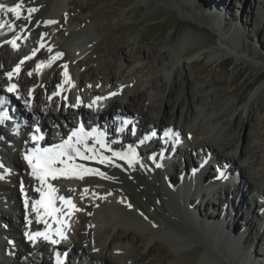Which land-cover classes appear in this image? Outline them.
Masks as SVG:
<instances>
[{"label":"bare ground","instance_id":"6f19581e","mask_svg":"<svg viewBox=\"0 0 264 264\" xmlns=\"http://www.w3.org/2000/svg\"><path fill=\"white\" fill-rule=\"evenodd\" d=\"M26 3L40 6V12L37 11L38 14L34 16L30 14V19H25L18 23L15 29L5 27L3 30H0V86H7L8 78L5 73L10 69L11 64L21 59L25 54H28V61L20 65L23 71L15 75L21 85L19 102L23 103L22 107L27 112V116L35 118L34 120L40 119L45 122H42L44 127H48V123L50 125L55 123V121L56 124L59 123L60 117H63L62 119H70L71 115H83L84 104L82 101L84 100L89 105V99H95L94 105L90 106V112L97 119L102 118L99 123H104V120L109 117H113L115 120L120 118L122 121V117L129 114L137 122L139 121V130L141 131L149 127L150 130L153 128L160 129L159 133L167 130V134H169L170 131L175 130L184 134L185 137L187 135L189 137L186 138L187 147L179 146L175 150L176 154L181 158L177 162L178 171L188 148L196 152L198 155L195 153V156L200 158L204 157V154H201L200 151L207 149L210 150L211 154L213 152L217 157H222L221 162L224 161L225 164H229L230 168H236L240 174V178L243 179L242 174L243 171L246 172V165L238 164V162L245 154L244 147L240 146L237 148L238 146L235 145V151L232 154H222L219 147L220 144L216 140V135L213 134L215 128L208 122L212 121L215 126L217 117H210L211 120L206 121L207 113H205L206 115H202V110L198 108L192 98L188 101L185 110H182L183 105L179 104L174 110L170 107L162 111L159 116L155 115L152 117L148 109L153 107V105L149 107L148 103L154 98L155 95L152 89L156 85V81L160 80L161 77L157 78V76L150 74L149 76L138 77L130 84L129 80L127 82L124 81V78H127L128 74H132L133 72L127 66L125 68L115 67L109 74V88L97 84L93 85V82L87 85L88 83L86 84L85 78L87 76L95 77L94 68L91 67L81 72L78 66L79 64L86 63L84 59L92 44L95 43V33H92L88 28H80L71 22L66 27V35L61 34V30L58 29V17L60 14L68 11L67 0H23V6H26ZM204 3L212 7V9L225 11L223 0H204ZM232 15L230 12L223 13V16L226 17ZM12 16L11 13L8 15L0 13V20L9 22L12 20ZM47 21H55V23H46ZM186 24L189 27L195 28L192 24ZM200 30L204 31L203 29ZM24 36L26 37L24 45H22L21 38ZM13 40L17 45L15 48L8 42ZM207 41L204 40L203 43L205 44ZM227 42L229 43V40L225 42L226 45ZM203 43L193 46L188 50H183V54L189 53V51H201ZM228 46L230 45L228 44ZM231 46L230 48L233 49ZM58 53L62 55L57 56ZM19 54L22 55L19 57ZM224 54L230 53L228 50H225ZM181 57L182 55H177L175 60L181 61ZM39 60L50 61L46 71L41 75H37L33 71V64ZM192 60L191 56V58L187 59V62ZM236 60H242V57L238 56ZM158 61L161 63L162 57H159ZM256 66H259V64H256ZM163 67L166 70L169 69L165 65ZM144 68H146V65H144ZM57 86L60 87V96L55 94ZM35 92L39 93V97L30 106V97ZM43 92L46 97L43 96ZM112 93H115V95H111ZM170 95L171 88L167 92V98ZM88 96L89 99L87 98ZM97 97L102 99L97 100ZM167 98L165 99L166 105H168L169 101ZM5 99L6 101H10L8 97ZM41 99H44L46 102L40 101ZM69 106H76V110L65 108ZM145 106L148 107L146 110H143ZM252 116L255 115L253 114ZM126 134L121 124L119 132L116 135L122 139L126 137ZM235 136L232 137V140L221 144L228 147L231 142L233 144L238 140V137L236 138ZM144 142H147L146 136L142 137L141 142H137V138H135L129 146V155L133 151V147H137V145L139 146ZM118 144L119 146H115L111 152H105L101 143H96L89 139L86 142H79L76 148H79L82 155H77L75 151H72L68 154L72 159L69 160L67 156L66 158H62L66 161L65 164L57 161L55 165L58 170L63 169L67 175H61L58 171L56 173L57 178L53 179L51 176H48L44 183L32 174V168L27 160L25 158L22 159V157L20 159L16 157V162L19 164L16 171H2L0 169V195H8V198L4 196L3 199L9 205V209H0V223L7 225V227L2 228L0 226V235L4 234L6 240L15 239V244H20L22 247V253L20 254L15 249L16 245L11 246L10 255L12 256L13 253L12 258L0 254L3 259L2 261L0 260V263L38 264L44 263L47 260V251L55 250L57 244L45 241L42 236L35 237V241L33 242L29 239V235L37 232L44 233L59 227L53 217L45 216L44 209L39 208L35 203L41 199L47 202L51 198L55 206L57 196L70 197L76 206V209L72 210L71 214H69L67 205L63 206L64 212L56 214L59 215L60 219L66 221L63 228L66 239H61L60 241L66 245H71V249L68 248V255L76 251L88 264H130L129 255L126 253V249H128L126 244L131 238L136 236V231H139L138 227L140 226L149 230L150 224H153L156 226V229L151 227L152 231L142 233L145 235L143 241L136 237V243L147 245L153 235H161L170 240V243H174L176 247L192 241V237L202 239L200 231L189 225V221L190 223L200 225L202 228L204 227V229H209L212 236L217 235L220 238H223V234L237 228V219L240 216L239 211L247 204L245 194L248 196L249 191L247 193V190L249 188L242 190L240 186H235L234 189L230 190L229 186L231 182L224 185L217 182V188L223 189L227 187L228 192L225 193L223 190H220L218 193H213L214 191L212 192V190L208 191L210 187H213L212 185L204 190L201 199L196 202L195 198L197 196L191 197L192 193H189L192 183L189 181L191 177L187 174L188 170L184 171L183 183L178 189L182 191L177 190L173 192L175 188L172 185L175 173L170 172L168 180H165L163 175L160 177L157 174L156 169L151 170L150 167L154 163L145 164L147 167L145 170L141 168V164L135 162V160H129L125 155H122L125 157L122 159L121 152L124 148L122 142ZM237 149H239L238 153ZM113 153H119L120 155H113ZM85 156L91 158L85 159ZM101 159H105V162L101 163ZM23 161L26 163L28 169L23 167ZM130 162L136 165L134 169L128 168ZM232 163L235 166L237 165V167H233ZM76 165H79L80 169H76ZM208 165L209 162H205L204 167L198 170V174L204 172ZM220 168H222L221 165ZM82 169H93L94 171L84 174L83 178H79V176L73 174V171L80 172ZM216 172H214V175ZM99 173H103L104 175L102 176ZM151 173L153 175H150ZM220 175L221 173L218 171L217 176ZM243 175L246 179L245 174ZM124 176L127 179L126 182L122 179ZM206 180L207 178L201 181V188H203V183ZM232 180L230 179V181ZM246 182L258 195L264 196L263 183L256 186L250 179H246ZM240 183L242 182L239 181V185ZM49 185L56 191L50 194ZM37 189L42 190L43 196L41 191H37ZM184 193L190 194V196L182 198ZM181 198L184 216L179 205H177L180 203L179 200ZM210 198H215L217 205L220 206L218 211H223L225 203L228 204L226 217L224 216V225L221 224L223 223V219L222 217L219 218L217 209L215 213H211L205 209L207 202H203V200H207L209 205H213ZM218 199L220 201H217ZM191 204L193 205L192 209L189 208ZM33 205L34 208H32ZM223 205L224 207L222 208ZM38 208L39 216L37 214ZM16 209L20 211V217H18L15 223H12V214L9 211H15ZM211 218V225L209 227L201 224L202 219L207 220ZM230 219L232 221L231 225L227 224ZM179 220H185L186 223H182V225L184 224L185 228L187 226V228L192 230L188 236L183 232L181 224H178L181 228L176 225ZM125 223H129L128 226ZM219 228L223 229V233ZM21 232L22 236L20 237ZM52 238L59 239L54 234H52ZM3 245L5 246V241L4 239L2 241L0 239V246ZM145 255L146 253L133 254L130 257L137 260ZM207 255V253H202L198 264H210ZM146 263L148 264V262Z\"/></svg>","mask_w":264,"mask_h":264},{"label":"rangeland","instance_id":"374dc122","mask_svg":"<svg viewBox=\"0 0 264 264\" xmlns=\"http://www.w3.org/2000/svg\"><path fill=\"white\" fill-rule=\"evenodd\" d=\"M67 1L68 11L58 17L61 34L66 35V27L72 22L80 28H88L96 35L95 43L84 59L86 63L78 66L81 72L94 68L95 77L85 78L87 85L92 82L93 85H109V74L115 67L127 66L133 70L132 74L124 78L130 84L138 77L150 74L161 77L152 89L155 96L148 103L149 107L153 105L148 109L152 117L159 116L170 107L174 110L179 104L185 110L192 98L202 110V115L207 113L206 121L217 117L215 126L212 121L208 122L215 128L212 133L216 135L222 154H232L235 145L237 148L244 147L245 154L238 162L246 165V172L243 171V174L256 186L264 184V0H223L225 11L212 9L208 4L205 5L204 0ZM29 8L40 12L38 5L30 4ZM37 11L31 13L32 16L37 15ZM224 12L233 15L226 17L223 16ZM25 14L28 16L27 10ZM204 40H208L207 43L204 44ZM227 40L229 43L226 45ZM202 43L204 45L201 51L183 54V50ZM225 50L230 54H224ZM177 55H182L181 61L175 60ZM191 56L193 60L187 62ZM238 56L242 60L237 61ZM159 57H162L161 63L158 61ZM163 65L169 69H164ZM170 88L171 95L167 98ZM166 98L169 100L168 105ZM62 99L65 100L63 97ZM59 124L64 128L63 122ZM233 136L238 137L235 143L231 142L228 147L221 144L232 140ZM182 146L187 147L186 139H182ZM238 151L239 149L237 153ZM200 152L207 155L210 150L203 149ZM17 155L21 158L19 152ZM187 158L190 166L198 161L193 152L189 155L187 153ZM211 159L212 167L207 168L210 173L220 165L218 162L222 157H217L212 152ZM232 166L237 167L233 163ZM178 172L173 171L175 181ZM157 174L164 177L165 171ZM243 174V179L240 178L242 183L238 186L242 190L249 188V194H245L247 204L239 211L236 229L224 232V237L220 238L212 236L209 229L187 221L200 231L202 239L192 237V241L176 247L161 235H153L147 245L136 243V237L143 241L145 235L142 233L156 229L153 224H150L152 228H148L149 230L140 226L136 236L126 244L130 264H198L202 253L208 254L210 264H264V196L258 195L248 186ZM122 179L125 182L127 180L125 176ZM199 196L200 193L191 195L196 197V202L199 201ZM203 202L209 205L207 200ZM212 204L209 205L211 208L206 206L205 209L215 213L220 206L215 198L212 199ZM177 205L184 216L182 205ZM227 206L225 203L223 211L217 212L219 218L223 219L222 225L228 211ZM11 214V221L15 223L16 211H11ZM211 220L212 218L202 219L201 224L209 227ZM179 221L176 225L181 224L183 232L188 236L192 230L182 225L186 223L185 220H181V223ZM231 222L230 219L227 224L231 225ZM125 224L128 226L129 223ZM0 226L4 227L2 223ZM219 230L223 233V229ZM16 247L21 250V246ZM144 253L146 255L137 260L130 257ZM0 260H3L1 256Z\"/></svg>","mask_w":264,"mask_h":264},{"label":"snow or ice","instance_id":"6c2138e0","mask_svg":"<svg viewBox=\"0 0 264 264\" xmlns=\"http://www.w3.org/2000/svg\"><path fill=\"white\" fill-rule=\"evenodd\" d=\"M35 11H37V9L28 8L27 13L29 15L25 16L23 18L24 19H30V14L35 12ZM0 13H3L4 15H8L9 13H11L14 16L15 20L21 19L23 16V0H18V2L12 6H9L5 3H0ZM46 23H55V21H47ZM5 26H8L10 29H14L16 27V25L13 22H6L3 20H0V29H2ZM8 42L11 43L14 48L17 46L14 40L8 41ZM59 55H62V54L58 53L57 56H59ZM25 59H29V57H25ZM41 63H43V62H41ZM38 67H39V65H38ZM16 70L17 71L19 70V65H17ZM29 74H31V73H29ZM7 75L9 76V78H11L13 73L9 72V73H7ZM15 88H16V85H11V86H9L8 91L12 92L15 90ZM111 95H115V93H112ZM96 99L99 100L102 98L97 97ZM80 132L82 133L83 129H81ZM85 135H91V133H87ZM73 137H78V133L74 131L72 133V135L69 137L68 141H65L64 144H62V145L54 146L53 148H46L43 150L33 149L34 155L25 157V159L28 160L30 167L32 168V174L34 176H36V178L39 179L42 183L46 182V179L48 176H51L53 179L57 178L56 173L58 171L60 172L61 175H67V173L63 169L58 170L55 167L57 161L61 164L66 163V161L64 159H62V157H64L66 155V151H65L66 146L68 148L74 149V151L76 152L77 155H82V153H80L79 148H76L75 145L70 144V141H72ZM33 139H36V137H33ZM77 142H80L79 138H78ZM97 142L101 143V145L103 146L102 141L98 140ZM113 155H120V154L119 153H113ZM84 158L89 159L91 157L85 156ZM121 158L123 159L125 157L121 156ZM68 159L70 160V159H72V157L68 156ZM105 159H107V158H105ZM105 159H101L100 162L104 163ZM75 168L80 169V166L76 165ZM93 171H94L93 169H82L80 172L73 171V174L79 176V178H83L84 174L91 173ZM99 174L102 176L104 175L103 173H99ZM48 187L50 189V194H51V192L56 191L54 188H52L51 185H49ZM37 191H41V194L43 196V192L41 189H37ZM60 200L63 201V203L65 205H67L68 210H69V214H71L72 210L76 209V206L72 202V199L70 197H68V198L60 197ZM35 203L37 206H39V208L44 209L45 216H52L55 223L57 225H59V227L55 228L54 230L46 231L44 233L37 232L35 234H30L29 239L34 240L35 237L42 236L45 241H48L52 244H58L61 239H66V235H65V232L63 230L66 221L60 219L59 215H56L57 213H59L60 210L54 206L52 199L50 198L47 202H45L44 199H41L39 201H36ZM39 208L37 210L38 216H39ZM52 234L58 236L59 239H53ZM57 264H61V261L59 259H57Z\"/></svg>","mask_w":264,"mask_h":264}]
</instances>
